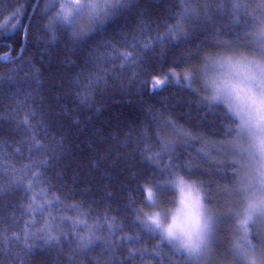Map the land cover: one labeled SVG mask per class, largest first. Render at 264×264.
Here are the masks:
<instances>
[{
	"label": "trees",
	"instance_id": "16d2710c",
	"mask_svg": "<svg viewBox=\"0 0 264 264\" xmlns=\"http://www.w3.org/2000/svg\"><path fill=\"white\" fill-rule=\"evenodd\" d=\"M97 2L104 5L115 3V0ZM138 3V8L125 10L106 24V31L95 34V39L90 40L86 47L73 48L62 31L56 34L55 46L51 36L45 34L43 25L47 23V18L43 10L48 7L49 0H0V23L12 21L13 16L19 13L16 19L22 15V23L30 32V39L24 44L26 51L23 59L14 53L15 62H0V113L5 117L0 119V141H3L0 143V185L7 186L13 167L19 170L28 165V171H33L32 165L35 164L38 166L36 170L44 172L40 182L31 176L25 178V183L28 180L33 183L30 193L18 187L0 196V264H69V260L74 259L72 251H77L76 235H87L83 225L72 224V221L82 218H86L89 226L94 223L104 225L97 229V234L108 241L115 251V259L110 255L107 257L110 264H188L179 255H172L166 242L161 244L158 232L150 234L134 224L131 203L135 201L137 210L149 213L150 205L146 203L145 196L134 191L138 186L143 187L144 181L151 176L148 166L141 164L139 152L152 147L154 153L159 150L157 139L171 141L176 137L172 129L164 128L169 117L179 126L207 138L194 142L189 149L193 157L197 156L196 149L205 144L217 151V156L204 163V172L194 179L209 187L218 202L226 200L222 190L229 186L233 173L229 170L225 175V165L221 161H227L230 169L232 157L219 151L217 143L228 129L223 106L206 108L196 94L178 84H169L155 95H150L146 89L138 92L139 84L131 83L130 77L132 70L141 71L139 68H126L123 76L118 69H113V81L118 80V85L110 82L107 88L101 86L88 107L76 102L73 84L78 74H83L80 77L83 83V79L96 67L88 62L90 50L96 49L106 37L119 41L121 35L138 31L141 12L163 24L165 20L170 22L171 12L178 7L174 0H138ZM210 7L211 19L204 31L196 30L192 43L182 44L179 48L169 46L163 53L167 58L164 64L156 60L162 55L157 46L148 62L155 64L157 70L162 67L164 72L173 60L181 57L186 63L199 67L204 58L217 49V42L235 41V36L228 30L230 25H235L231 5L225 4L222 10H217L215 3ZM189 22L191 24H186V29L194 27L193 22ZM95 26L86 14L79 21L76 31L88 32ZM247 39L245 37L241 43ZM9 42L14 47L20 44L21 34L15 33V38ZM202 43L207 46L202 47L197 55V45ZM6 50L0 44V52ZM240 50L244 51V48ZM190 56L197 58L191 60ZM66 59L70 63H63ZM101 63L113 68L107 55ZM181 69L183 66L178 70ZM150 78L151 74L145 77L149 81ZM33 89L36 92L29 98L27 93ZM12 94L18 95L19 100ZM203 95V92L199 93L200 97ZM21 101H27L26 106H20ZM18 106L19 114L13 112V118L9 119V108L16 109ZM149 107L154 110L153 115L148 114ZM32 112H35L31 120L33 127L26 129L19 122ZM156 115H159L158 121L154 119ZM13 140L23 141L16 145L22 149V154L11 147ZM37 143L42 147L38 148ZM57 143L63 144V150L54 153L55 159H51L50 163L43 164L42 161L49 160L53 155L50 149ZM125 155L131 159L119 158ZM29 195H34L35 199L29 201ZM56 197H59L60 203L50 206L47 202L54 201ZM169 198L165 194L156 202L172 207L173 204L166 201ZM28 203L32 204L33 212L25 211L21 206L26 207ZM70 205L80 207L73 209ZM85 213L88 214L86 217L83 216ZM66 217L69 219H64ZM105 217H115L111 235L105 225ZM30 219L36 223L26 226L25 221ZM42 227L52 229L54 235L60 232L66 235L58 245H47L32 238L31 243L35 247L31 252L23 238L8 241L14 233L23 237L26 231L37 232ZM102 251V247L95 246L87 257L75 259V264H89V261L95 264L98 259H103ZM130 251L135 255H129Z\"/></svg>",
	"mask_w": 264,
	"mask_h": 264
},
{
	"label": "snow or ice",
	"instance_id": "6c2138e0",
	"mask_svg": "<svg viewBox=\"0 0 264 264\" xmlns=\"http://www.w3.org/2000/svg\"><path fill=\"white\" fill-rule=\"evenodd\" d=\"M174 3L178 8L171 12V17L176 23L165 20L161 24L141 12L138 31L121 35L119 41L106 37L96 49L90 50L88 62L96 67L83 79V83L80 82L83 74H78L73 84L76 89L73 95L78 104L88 107L101 86L107 88L110 82L114 86L119 84L118 80L113 81V69H118L123 76L124 69L139 68L141 71L132 70L130 77L131 83L139 84L136 89L138 92L146 89L150 95H155L169 83L180 84L183 80L188 82L186 88L196 94L200 103L206 108L223 106L228 129L217 143L219 151L225 156L232 157L230 169L227 161H221L225 165L223 169L225 175L229 170L233 173L229 178V186L222 190V194L226 197L225 202H218L209 187H205L202 182L197 183L194 179V177L198 178L199 173L204 172V163L211 157L217 156V151L211 150L205 144L196 149L197 156L193 157L189 149L194 146V142L207 138L179 126L177 121L169 117L164 128L172 129L176 137L171 141L157 139L159 150L154 153L152 147L144 148L139 152L140 162L148 166L151 176L144 181L143 187L138 186L134 191L145 196L146 203L151 205L156 202L158 196L162 197L169 194L172 189H177L181 208L169 221H166L160 212L149 214L144 213L142 209L137 210L136 202L132 201L134 224L141 231L150 234L158 232L161 244L166 242V246H170L172 255H179L180 259L187 261L188 264H264V0H174ZM214 3L217 5V10H222L225 4L231 5L232 22L239 29L232 44L217 45V50L204 58L202 70L191 63H186L183 57L173 60L167 72H164L162 67L157 70L155 64L148 62V58L157 50V46L160 47L162 55L156 60L164 64L167 58L163 53L169 46L179 48L182 44L192 43L197 34L196 30L204 31L205 25L210 21L212 11L210 6ZM138 7V0H115V3L104 5L99 4L97 0H63V2L49 0L48 7L43 10L47 18L43 28L45 34L51 36L54 46L57 32L62 31L73 48L86 47L90 40L95 39V34L102 30L106 31L105 25L110 24L117 15ZM202 13L203 18H201ZM86 14L89 21L96 25L95 28L89 29L88 32L76 31L79 21ZM16 15L13 16L12 21L6 20L0 23V44L7 49L0 52V62H15L14 53L23 59L26 51L24 44L30 39V32L22 23V15L20 19H16ZM188 21L193 22V28L186 29L185 25ZM17 32L21 34V42L14 47L9 41L15 38ZM245 37L248 39L241 44ZM204 46L207 45L203 43L197 45V55ZM242 47L244 51L240 50ZM120 49L124 51L121 52ZM105 55L110 58L113 68L101 63ZM196 58L190 56L191 60ZM63 63L68 64L70 61L66 59ZM181 66L184 69L182 79L178 71ZM209 66L212 69H227V71L209 76ZM149 74H151L150 81L145 79ZM197 78L202 80V84L198 88H192ZM35 92L36 89H33L32 92L27 93L28 97L31 98ZM201 92L204 93L202 97L199 96ZM12 95L19 100L18 95ZM32 102L35 103L34 100ZM26 104L27 101H21L20 106ZM20 106L16 109L9 108V119L13 118V112L19 114ZM153 113L154 110L149 107L148 114L153 115ZM34 117L35 112L27 113L19 124L26 129L32 128L31 120ZM4 118L0 113V119ZM154 119L158 121L159 115L154 116ZM157 126L159 127V124ZM19 143L23 141L13 140L11 147H15L16 153L22 154V149L16 147ZM37 147L42 145L37 143ZM62 150L63 144L57 143L50 149L53 155L42 163H50L51 159H55L54 153ZM119 158L131 159L128 155ZM37 167L33 164V171H28V165H24L19 170L13 167L7 186L0 185V196L18 187H23L26 193H30L33 183L31 180L25 183V178L31 176L40 182L44 175L42 170H36ZM34 199V195L28 196L29 201ZM58 203L60 200L56 197L50 202V206ZM21 206L25 211L33 212L31 203L26 207L23 204ZM70 207L78 209L80 205H70ZM87 215V213L83 214L84 217ZM104 222L111 235L115 227V217L111 219L105 217ZM35 223L34 219L25 221L26 226ZM72 224L83 225L87 235H76L77 251H72L71 256L74 259H70L69 264H75V259L87 257L95 246L103 248L101 253L103 259H98L95 264H110L107 258L109 255L115 259L112 246L97 234V229L104 225L94 223L89 226L86 218L74 220ZM226 226L236 238L231 248H221L222 235H224L222 229ZM72 230L74 231L75 227ZM65 235L63 232L54 235L52 229L42 227L37 232L26 231L23 237L14 233L8 237V241L23 238L27 249L31 252L35 247L31 243L32 238L42 240L47 245H58ZM122 239L131 240L135 237H122ZM129 255L135 253L130 251ZM89 264L94 262L89 261Z\"/></svg>",
	"mask_w": 264,
	"mask_h": 264
},
{
	"label": "rangeland",
	"instance_id": "374dc122",
	"mask_svg": "<svg viewBox=\"0 0 264 264\" xmlns=\"http://www.w3.org/2000/svg\"><path fill=\"white\" fill-rule=\"evenodd\" d=\"M204 67V63L201 64L200 68L199 69H203ZM221 71H227V69H219V68H216V69H212L210 66H209V76L211 75H215V74H218L219 72ZM202 74V73H201ZM199 79V78H198ZM200 80V79H199ZM202 82V80H200ZM188 82L186 81V84ZM185 84V85H186ZM199 85H201V83H198ZM210 91V90H209ZM239 179V177H238ZM222 202L220 203H223L225 202L224 199H221ZM160 201V200H159ZM166 201L170 202L171 204H173L172 207H170L168 210H161L160 213L162 214V216H164L165 220L166 221H169L171 216L176 214L178 212V210L181 208V205H180V196H179V191L177 189H175V198H169V199H166ZM156 203V202H155ZM152 204V205H157V204ZM162 204V203H161ZM162 207H165V204L164 206ZM222 233H224V235H222V240H223V244L221 245V248H224V247H227V248H231L234 243H235V237L232 235V232L230 231V228L229 227H224L222 229ZM219 257V251L217 252V258Z\"/></svg>",
	"mask_w": 264,
	"mask_h": 264
},
{
	"label": "bare ground",
	"instance_id": "6f19581e",
	"mask_svg": "<svg viewBox=\"0 0 264 264\" xmlns=\"http://www.w3.org/2000/svg\"><path fill=\"white\" fill-rule=\"evenodd\" d=\"M177 8L178 7H176L175 8V10H177ZM170 23H176V20L174 19V18H172L171 17V20H170ZM187 24H191V22H187ZM228 30H229V32H230V34L231 35H234L235 36V38H236V33H237V31H239V29L235 26V25H230L229 27H228ZM231 40V39H230ZM234 42V40H232V41H230V42H228V43H224L223 41L222 42H217L216 44L217 45H220V44H232ZM242 44V43H241ZM249 47H250V45H249ZM217 50V49H216ZM216 50H213V51H216ZM204 61V60H203ZM203 61H202V63H203ZM201 63V64H202ZM201 66V65H200ZM200 66L199 67H197V66H195V67H197L198 69L200 68ZM179 71V73H180V75H181V79H182V77H183V74H184V69H181V70H178ZM198 83H201L202 84V82L197 78V81H196V83H193L192 84V88H198V86H199V84ZM169 84H172V83H169ZM185 84H186V81H183L182 80V82L180 83V84H178V85H182V86H185ZM188 88H186V90H187ZM214 186L215 187H219L218 185H216V184H214ZM167 196H169L170 198H174L173 197V189L171 190V192L169 193V194H166ZM159 197V199L161 198L160 196H158ZM47 203H50V202H47ZM155 204H157L156 206L155 205H150V210H149V214L150 213H152V212H160L161 210H168L170 207H162V206H164V204H158V202H156ZM166 204V203H165Z\"/></svg>",
	"mask_w": 264,
	"mask_h": 264
},
{
	"label": "clouds",
	"instance_id": "9594fccd",
	"mask_svg": "<svg viewBox=\"0 0 264 264\" xmlns=\"http://www.w3.org/2000/svg\"><path fill=\"white\" fill-rule=\"evenodd\" d=\"M166 226V225H165Z\"/></svg>",
	"mask_w": 264,
	"mask_h": 264
}]
</instances>
